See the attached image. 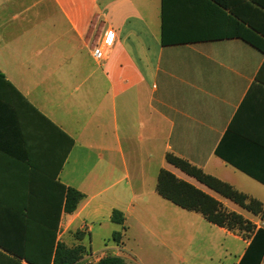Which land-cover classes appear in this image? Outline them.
Instances as JSON below:
<instances>
[{
  "label": "crops",
  "instance_id": "crops-1",
  "mask_svg": "<svg viewBox=\"0 0 264 264\" xmlns=\"http://www.w3.org/2000/svg\"><path fill=\"white\" fill-rule=\"evenodd\" d=\"M13 1L0 0V16H10L14 32L0 42V72L73 146L60 169L57 134L44 122L38 121L39 135L26 131L23 137L12 121L3 125L4 236L16 237L10 225L18 222L25 225L20 237L36 244L39 227L56 221L57 242L85 248L78 264H95L107 255L148 264L142 254L163 264H171L172 256L179 264H239L252 234L210 223L162 197L158 175L170 171L264 228L261 216L166 159L183 158L264 206V185L226 161L264 174V149L243 135L264 141V98L248 97L236 130L227 135L264 54L238 37L163 44V0H33L12 9ZM230 4L228 14L252 12L249 0ZM166 7L177 16L191 12L185 0H167ZM196 24L189 18L173 22L176 30ZM107 29L117 41L96 60L93 50ZM54 176L85 196L61 219ZM114 210L123 213V225L112 222ZM103 225L111 238L95 249V231ZM114 231L122 232L120 244L112 240Z\"/></svg>",
  "mask_w": 264,
  "mask_h": 264
},
{
  "label": "trees",
  "instance_id": "trees-1",
  "mask_svg": "<svg viewBox=\"0 0 264 264\" xmlns=\"http://www.w3.org/2000/svg\"><path fill=\"white\" fill-rule=\"evenodd\" d=\"M190 6L191 12L185 15H176L168 13L167 0H163V25L162 38L163 44L207 41L223 38L238 37L249 43L264 54V0H249L252 12L249 16L240 14H228L231 8L232 0H185ZM195 19L197 21L194 28L176 30L174 29V19ZM207 21L209 23H207ZM213 23V24H212ZM214 24H216L214 26ZM258 96L261 100L264 98V63L259 69L255 82L253 83L247 98L241 109L237 112L231 122L227 135L236 130V124L241 118L242 108L248 104V97ZM41 120L53 130L54 140H58L60 148V169L66 160V157L73 146V140L63 131L56 127L49 119L42 115L0 72V150L3 151L2 129L5 123L12 121L17 128V134L36 136L40 134L38 121ZM28 129V130H27ZM245 139L252 145L264 149V141L258 138H251L243 134ZM243 136V138H244ZM220 155V151H217ZM167 161L187 174L193 177L199 183L232 201L239 207L261 216L264 220L263 204L243 192L234 188L231 184L224 182L212 175L205 173L202 169L192 165L187 160L167 154ZM237 169L264 185V174L254 172L237 162L226 160ZM54 198L58 197L59 217L63 213L73 214L79 203L84 199V195L75 188L68 187L56 181L53 177ZM158 193L176 204L177 206L201 213L210 223L224 227L230 231H245L246 235H251L250 243L239 264H262L264 261V228H257L251 221L245 219L243 215L229 211L212 195L204 192L195 185L177 178L170 171L162 169L158 175L157 184ZM111 220L118 225L124 224L123 213L114 210ZM29 228L32 224H28ZM0 226V264H22V260L28 264H78L79 260L85 254V248L77 246L68 247L62 242H57V222L50 226L39 227V238L36 244L33 240L24 237L22 232L25 225L14 222L10 225V232H15L16 237H5ZM34 229V227H32ZM21 232V233H20ZM112 240L118 244L122 240V232L114 231ZM95 264H127L121 256L107 255L101 258Z\"/></svg>",
  "mask_w": 264,
  "mask_h": 264
},
{
  "label": "rangeland",
  "instance_id": "rangeland-1",
  "mask_svg": "<svg viewBox=\"0 0 264 264\" xmlns=\"http://www.w3.org/2000/svg\"><path fill=\"white\" fill-rule=\"evenodd\" d=\"M33 2V0H15L12 2V4H10V8L12 9H17L23 5H31ZM7 18L6 22H8V24H4V20L3 18ZM9 15L8 16H0V42H3L4 38H8V36L10 35V33H14L13 30H11V23L8 19H9ZM7 26V27H6ZM6 27V28H5ZM111 232L109 231L108 227L106 226H102L101 229H97L95 231V235H94V248L98 249L100 247H102L104 245V243H107L108 240L111 238ZM143 257V259L148 263V264H163L162 261H160L158 258L151 256L149 254H142L141 255ZM171 264H179L178 261V257L176 256H172V260H171Z\"/></svg>",
  "mask_w": 264,
  "mask_h": 264
},
{
  "label": "built area",
  "instance_id": "built-area-1",
  "mask_svg": "<svg viewBox=\"0 0 264 264\" xmlns=\"http://www.w3.org/2000/svg\"><path fill=\"white\" fill-rule=\"evenodd\" d=\"M117 41V34L112 29H107L101 38V42L95 46L93 55L96 60H102L106 49H111Z\"/></svg>",
  "mask_w": 264,
  "mask_h": 264
}]
</instances>
